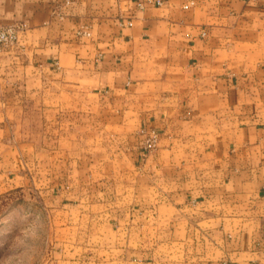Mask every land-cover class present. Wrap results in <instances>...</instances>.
<instances>
[{
	"label": "crops",
	"instance_id": "crops-1",
	"mask_svg": "<svg viewBox=\"0 0 264 264\" xmlns=\"http://www.w3.org/2000/svg\"><path fill=\"white\" fill-rule=\"evenodd\" d=\"M149 2L0 0V24L24 25L0 49V118L18 99L3 88L37 73L63 95L157 88L138 126L159 133V157L132 161L154 241L113 243L106 264H264V0ZM2 134L0 120V188L19 178Z\"/></svg>",
	"mask_w": 264,
	"mask_h": 264
},
{
	"label": "rangeland",
	"instance_id": "rangeland-1",
	"mask_svg": "<svg viewBox=\"0 0 264 264\" xmlns=\"http://www.w3.org/2000/svg\"><path fill=\"white\" fill-rule=\"evenodd\" d=\"M149 1L115 0L127 12ZM193 6L181 0L182 11ZM133 84L114 93L63 95L37 73L27 87L3 88L18 97L0 120L19 178L0 188V264H106L113 243L114 250L128 237L153 243V215L138 213L142 171L132 161L159 157V133L139 127L138 114L160 102L157 88Z\"/></svg>",
	"mask_w": 264,
	"mask_h": 264
},
{
	"label": "built area",
	"instance_id": "built-area-1",
	"mask_svg": "<svg viewBox=\"0 0 264 264\" xmlns=\"http://www.w3.org/2000/svg\"><path fill=\"white\" fill-rule=\"evenodd\" d=\"M151 5L161 6L163 3L159 0H154L153 2H149ZM139 7H142L139 6ZM188 6L184 5L183 9H186ZM128 26H131V23H127ZM24 29V25L21 23L17 24H7V25H1L0 24V49H5L7 47L12 46L16 39L17 34ZM150 139H156V135L154 131L150 133Z\"/></svg>",
	"mask_w": 264,
	"mask_h": 264
}]
</instances>
